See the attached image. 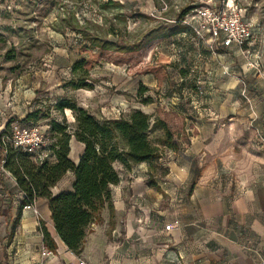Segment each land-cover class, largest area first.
<instances>
[{
    "label": "rangeland",
    "instance_id": "1",
    "mask_svg": "<svg viewBox=\"0 0 264 264\" xmlns=\"http://www.w3.org/2000/svg\"><path fill=\"white\" fill-rule=\"evenodd\" d=\"M236 6L260 22L254 43L264 51V0H0V125L7 131L31 113V121L75 130V111L57 108L68 101L99 121L141 109L151 123L163 119L180 144L169 149L163 130L153 128L161 157L152 170L115 163V225L110 231L106 208L91 234L101 238L96 264H231L233 243L263 260L264 237L241 224L235 201L249 175L264 174V58L256 74L211 31L218 14ZM151 41L157 45L142 73L102 61L89 72L90 88L73 87L72 66L89 52ZM160 57L162 83L149 72ZM148 96L153 102L144 104ZM71 152L76 157L74 144ZM150 175L160 189L147 183ZM171 220L176 230L167 234Z\"/></svg>",
    "mask_w": 264,
    "mask_h": 264
},
{
    "label": "trees",
    "instance_id": "2",
    "mask_svg": "<svg viewBox=\"0 0 264 264\" xmlns=\"http://www.w3.org/2000/svg\"><path fill=\"white\" fill-rule=\"evenodd\" d=\"M187 12L185 11L183 16ZM156 45L151 41L136 48L113 50L104 48L100 52H89L88 57L72 66V73L76 78L73 87L90 88L91 84L86 82L89 79V72L102 61L126 63L130 67H136L134 74L142 73L143 70L138 67L142 63L151 62ZM84 50L91 51L87 47ZM160 60L162 64L159 67L149 70L158 83L168 78L166 59L160 57ZM129 73L132 74L131 71ZM151 102L153 99L150 96L144 100V104ZM57 108L60 111L64 108L75 111L77 124L73 130L72 127L69 128L56 120L48 123L50 149L56 157L54 162L34 164L27 152L2 142L1 137L4 132L0 133V154L2 156L5 150V155L2 156L5 160L4 167L25 194L21 200V207L27 204L34 205L40 198L47 199L57 234L74 254L80 255L92 231V225L103 221L102 212L106 208L109 210L110 230L114 227L115 207L112 187L121 180L115 163L122 164L126 170L146 163L152 170L155 162L161 157L159 146L154 144L149 136L153 128L163 130L164 137L160 141L169 149L178 150L180 144L163 119L155 118L151 123V115L141 109H134L118 118L99 121L86 109L77 107L74 102L60 101L57 103ZM33 117H37V114H28L20 122L36 124L37 122L30 120ZM72 139L84 145L78 162L70 158ZM68 172L74 173L73 189L55 195L52 188ZM147 183L160 189L153 175H150ZM41 231L44 245L49 250H56L57 244L47 228L42 225Z\"/></svg>",
    "mask_w": 264,
    "mask_h": 264
},
{
    "label": "crops",
    "instance_id": "3",
    "mask_svg": "<svg viewBox=\"0 0 264 264\" xmlns=\"http://www.w3.org/2000/svg\"><path fill=\"white\" fill-rule=\"evenodd\" d=\"M235 53L239 54V57H243L236 48ZM255 73L257 74V72ZM18 117L24 118V116ZM3 129H5V124L0 125V132ZM72 144L76 147L77 155L76 157L72 156L71 152L70 158L78 162L84 145L75 139L71 140V147ZM138 166L146 167V163ZM73 181L74 173L68 172L52 188L53 193L57 195L62 191L72 190ZM20 192L17 181L9 174L0 171V264H67L78 258L86 260L88 264L98 262L95 254L99 252L101 238L96 235L91 236V234H95L94 230L97 224L92 225V231L86 239L83 252L76 255L57 234L48 200L40 198L33 208L25 209L21 207ZM236 193L238 198L235 205L241 224L250 228L254 235L264 237V174L262 176L260 174L249 175L247 182L243 186L240 185ZM114 207L116 206L114 205ZM145 215L147 214L142 213L143 218ZM102 217L104 220V213H102ZM175 222L177 220H171L166 224ZM166 224L163 225L165 233L175 232L176 227L167 231ZM42 225L47 228L57 244L53 256H48L46 252L48 248L43 242ZM231 249L234 253L231 264H264V251L261 261V256L258 253H255L256 255L249 253L237 243H233Z\"/></svg>",
    "mask_w": 264,
    "mask_h": 264
},
{
    "label": "built area",
    "instance_id": "4",
    "mask_svg": "<svg viewBox=\"0 0 264 264\" xmlns=\"http://www.w3.org/2000/svg\"><path fill=\"white\" fill-rule=\"evenodd\" d=\"M214 15H217L216 13ZM216 17L219 23L218 28H213L212 36L219 40L224 49L236 48L246 60L250 69L260 72L264 58L262 47L254 43V39L260 33V22L253 19H246L241 8L235 7L232 13H223V16ZM222 21V22H221ZM19 118L11 123L8 131L3 129L2 142L10 144L15 149L27 152L34 164L40 165L46 161L54 162L56 157L50 149L51 142L47 137L48 123L24 124ZM5 155V150L2 156ZM0 154V171L12 176L4 167L5 160ZM12 178H14L12 176ZM15 180V178H14ZM25 194L20 192V200ZM25 209L33 208V205H25ZM37 211V210H36ZM175 224H166L165 229L170 231ZM48 256H53L54 251L46 249ZM67 264H88L86 260L78 258L76 261Z\"/></svg>",
    "mask_w": 264,
    "mask_h": 264
},
{
    "label": "bare ground",
    "instance_id": "5",
    "mask_svg": "<svg viewBox=\"0 0 264 264\" xmlns=\"http://www.w3.org/2000/svg\"><path fill=\"white\" fill-rule=\"evenodd\" d=\"M75 143V142H74ZM73 145V144H72ZM72 148H73V146H72Z\"/></svg>",
    "mask_w": 264,
    "mask_h": 264
}]
</instances>
